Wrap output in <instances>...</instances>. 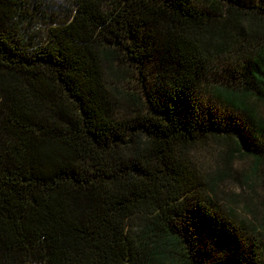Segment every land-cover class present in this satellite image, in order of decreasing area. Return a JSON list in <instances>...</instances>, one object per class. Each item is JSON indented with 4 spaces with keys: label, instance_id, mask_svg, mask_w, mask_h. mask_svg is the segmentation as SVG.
<instances>
[{
    "label": "trees",
    "instance_id": "1",
    "mask_svg": "<svg viewBox=\"0 0 264 264\" xmlns=\"http://www.w3.org/2000/svg\"><path fill=\"white\" fill-rule=\"evenodd\" d=\"M257 104L264 0H0V264H264Z\"/></svg>",
    "mask_w": 264,
    "mask_h": 264
},
{
    "label": "rangeland",
    "instance_id": "2",
    "mask_svg": "<svg viewBox=\"0 0 264 264\" xmlns=\"http://www.w3.org/2000/svg\"><path fill=\"white\" fill-rule=\"evenodd\" d=\"M107 71L110 81L113 83L118 82V78H120V76L116 75L111 67H109ZM205 101H209L207 93H205ZM224 105L225 104L221 102L212 101V106L215 107L214 112L221 118H224L221 115V109ZM257 105V113L260 114V116H264V106L260 104ZM230 116L234 118V125H238V127L242 130V122L238 113L233 111ZM233 147V143H225L220 146L210 143L203 148L200 146L196 149L195 154L200 159L199 163L204 164V167L208 171H212L213 169H217L219 164L222 163V157L220 156L222 154H228ZM252 161L253 160L251 158H244L239 155L234 157L230 168L231 176L215 188L221 204H225L230 208H241L242 206L249 205L257 207V211L261 210V203L264 201V184L257 186L256 189H253L252 182L244 180V176L251 169Z\"/></svg>",
    "mask_w": 264,
    "mask_h": 264
},
{
    "label": "snow or ice",
    "instance_id": "3",
    "mask_svg": "<svg viewBox=\"0 0 264 264\" xmlns=\"http://www.w3.org/2000/svg\"><path fill=\"white\" fill-rule=\"evenodd\" d=\"M253 87H255V85L253 84ZM233 110L231 109L230 106L228 105H224L221 109V115L222 117H227L228 115L232 114ZM239 134V133H238Z\"/></svg>",
    "mask_w": 264,
    "mask_h": 264
}]
</instances>
